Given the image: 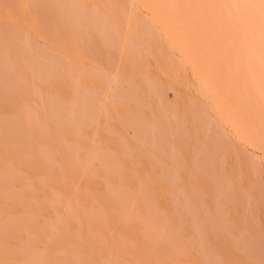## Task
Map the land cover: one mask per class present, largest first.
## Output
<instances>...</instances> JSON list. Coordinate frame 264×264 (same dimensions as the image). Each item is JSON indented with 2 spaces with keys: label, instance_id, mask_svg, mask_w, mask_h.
Wrapping results in <instances>:
<instances>
[{
  "label": "rangeland",
  "instance_id": "obj_1",
  "mask_svg": "<svg viewBox=\"0 0 264 264\" xmlns=\"http://www.w3.org/2000/svg\"><path fill=\"white\" fill-rule=\"evenodd\" d=\"M106 1L108 2V0ZM103 2L104 0H89L88 3L92 6H90L91 9L87 7L89 4L85 6V8L87 7L86 9L89 8V10L82 13L85 15L84 20L82 21L83 18H80V16L83 17L81 13H78L79 18L75 17L78 15L70 14V18H73H71L73 22L69 21L71 20L69 18V20L67 19V23L70 24L69 22H71L72 24L70 25L72 29H74L75 25L73 23L78 22H74L75 18L76 20L79 19L83 24L85 23V26L88 23L86 20L93 19L95 16L96 19L94 18L95 21L93 20V22L97 23L96 21H98L100 25V27H98L99 25L96 24L95 29H104L101 31L104 33L96 30L97 32L95 35V32H92L95 30L94 28L91 29V31L87 30V32H85L86 30L84 31V29L88 25H93L91 22L92 20H90L91 23L85 26V28L81 26L83 24L80 22L82 28L77 24L79 28H76V30H83L85 33L84 37L82 32V34H77L78 37L80 34L82 35L81 38L79 37L80 40H78L73 30L68 32V29L64 28L68 25L65 22L64 27L60 26L52 28V30L51 28L47 30V33L50 32V30L51 33L48 35L45 33L46 37L41 38V40L45 39L43 40L45 44L40 40L41 36H38V38L33 31L32 33L30 32V15L32 9H26L22 12L15 28L14 22L10 21L9 23V19L6 15V5L0 2V21H2L6 27L2 28L4 26L0 22V58H3L2 60L0 59V69L8 70L13 64L16 71L8 70L12 77L13 75H17L23 79V82H25L26 78H30L28 81L34 78V80H32L33 83L26 81L23 88L24 90L20 88V90L17 89L19 93L21 91V94L27 99H24L25 101H22V99L18 100L24 105L16 101V104L19 103V105H21L19 106L20 108L18 105H15L14 102L11 103L8 100L10 96L12 97L15 95L14 93H16V91L9 90L11 93H8L7 90L9 88L7 90L0 88V99H5V102L0 100V112H3V118H1L2 115L0 114V119L3 120L4 117H6L5 115L13 119L16 115V128L18 127L16 131H20L19 128L24 125L26 127H21V129L24 130L25 128L27 131L29 129L28 134H25L27 131L23 133V130H21L22 132H20V134L18 133L20 137L17 135L25 149L22 153L21 150L17 149L18 144H15L17 140L16 134H14L13 139V134H10L12 132H9L8 129L6 130L5 125L3 126L5 129L1 127L6 134L0 129V132H2L1 135L3 134L2 136L0 135V166H2L0 168L6 169L8 174L6 173L5 176H7V179L13 177L14 175L12 172H14V174L20 177L23 174L24 178H26V180L28 179L27 183L32 182L27 185L26 180L22 178L23 176L21 177L22 180H19V177L16 185L22 186V182L23 185H25L22 187H14V185V190H12L8 188L12 183L9 184V181H7L8 185L6 180H3L0 176V182L2 183L3 181L4 183L0 185V187L3 185L2 188H0V208L3 209L4 216H6V218L3 219L8 223L10 222L8 225L9 231H5L4 241L1 242L2 239L0 238V264H28V261H30L28 256L29 254L33 255L32 253H34V251L40 254H42V251L43 253L45 252L42 261L45 262L44 264L49 260L50 262L52 261V264H59L60 261L61 264H69L68 262L70 259L68 258L71 257L70 264H84L88 262L89 264H121V262L123 264H264L263 149L260 145L258 147L255 144L237 138L233 131V127L229 123L219 119L211 99L205 94L200 82L195 77L191 64L182 59V55L177 49L168 47L167 50L166 47L162 46L164 45L163 42H160L162 38L157 41L160 38H158V34H156L159 25L150 16L151 14L148 8L140 9L129 7L132 9L131 11L129 8H124L122 9L123 12L120 11L123 14L122 16L115 7L116 10L112 9L111 0L109 3L104 2L103 4ZM92 3H95V5ZM100 3L105 5V7H102L103 5ZM96 5L101 9L98 10ZM94 6H96L95 9ZM107 7L109 8L106 9ZM68 9L66 7L65 10L69 13ZM109 9L110 12L108 11ZM128 9L129 12L133 11L132 14L135 11V16L134 14L133 16L132 14L130 15ZM101 10L103 12H101ZM124 11H126L125 14L127 13L130 17L124 16ZM79 12L81 11L79 10ZM106 12L107 15L105 17ZM111 12L113 15L110 14ZM136 12L138 14H136ZM86 13L92 14H89L90 16L88 17ZM102 13L104 14L102 15ZM107 16L114 19H109ZM124 17L128 18L125 20ZM131 17H134L135 20H133L134 18L131 20ZM47 19L48 18L44 21L48 22L49 19ZM7 21L8 23H5ZM109 21H114L117 27H115V25L113 26ZM125 21L127 22L125 23ZM135 21H137L135 24L136 27L133 25ZM11 22L14 23L12 24L13 27ZM125 24H127V30L124 27ZM92 25L87 29L92 28ZM71 26H69L70 29ZM155 26L157 30L154 29ZM113 27L120 30L119 35L122 34L121 37H124V34H126L128 36L126 37L125 35L127 39L124 40L125 37L121 39L117 34L118 32H114L115 28ZM142 28L144 31H142ZM149 28H151V30L152 28L156 30V33L153 30L151 32ZM6 29L15 35L17 33L14 29H18L17 31L21 32L20 36H23L24 33L27 34V40L32 37L28 40L30 41V46L27 45V48L31 47L29 48L30 50L26 49L25 51H20L23 55L21 53L17 56L14 53L12 55L8 47L12 49L16 42H11L10 38L13 34H7L9 32ZM60 29L65 33L61 34ZM13 30L15 32H13ZM124 30L129 31L130 35H128V32L125 33ZM111 31L112 34H110ZM122 31L123 33H121ZM88 32H92L90 34L91 38H89L90 35ZM150 32L153 34L150 35ZM86 33L89 36L85 37V35H87ZM105 33L110 34L109 36L111 38L107 37ZM115 33L119 39L124 42L122 43L119 41V44H123V46L119 45L123 49L119 47V51L118 48L116 52L117 54L120 52V54H116V58L108 57L112 53L107 51L108 53L106 52V56L110 59L106 62L107 59H104L105 55H102V53L106 51L104 49L112 51L116 48L119 39L118 37H116L117 39L115 38ZM32 34H34V36ZM65 34L69 35L65 36ZM101 34L104 35L101 36L102 39L99 37ZM93 36L94 39H92ZM129 36L130 39H128ZM34 37L40 41L38 42ZM82 37L83 41H81ZM95 37L100 40H97ZM142 37H145V41L144 39L141 40ZM65 38L68 42H66L67 40ZM95 39L99 41L98 44L95 43ZM87 40L88 42L92 40L91 42L97 45V47L93 49V52L91 49L92 47H90V45H93L89 44L91 42L88 43ZM32 41L33 43H31ZM46 41H48V43ZM114 41H116L117 44ZM40 42L43 43L41 44ZM80 42L83 43L82 48H80ZM86 42L88 44H86ZM106 42H109V44ZM9 44H11V46ZM55 45L57 46L55 47ZM106 46H108V48ZM6 47L7 49H5ZM88 48L92 53H90ZM164 48L169 52V58L165 57L167 53H164L166 52ZM45 49L47 51H44ZM36 50H38V52ZM58 50H60V52ZM115 50L112 52L115 53ZM32 51H35V53ZM33 53L39 56L38 59L43 58L41 56L45 57L38 61V59L33 58H37ZM109 53L111 54L109 55ZM26 54L30 59L24 57ZM49 54L52 55V57ZM1 55L5 56L1 57ZM12 56H16L18 61L14 62ZM9 57L12 58L9 60ZM22 57H24V59ZM16 58L14 57L13 59L16 60ZM46 59H48V61H45ZM60 59L66 60L61 61ZM71 60L73 64L75 62V65L72 64ZM4 61H9L10 63ZM41 61H44L45 64H43L44 62L41 63ZM58 61L60 62L58 63ZM130 61L131 63H129ZM16 62H20V64L24 66L25 71H23L22 66L16 67V65H19V63ZM50 62H52L51 65L53 67L50 65ZM54 62L56 63L54 64ZM59 64H63V66ZM40 65L42 67L41 69ZM161 66L163 68L164 66L166 67V70L164 68L166 72H168L167 70H171V73H165ZM38 67L39 69H37ZM73 68L75 70H73ZM68 69H70V74H67ZM116 69H119L118 72L121 74H118ZM35 71L36 73L42 72L44 75L45 73L47 75L51 72L48 76L52 74V77H54L52 80L53 82L48 79L50 76H46L47 81H45L44 86L43 80H46V78L42 76V73L38 75V78ZM82 71H84L86 75H84ZM24 72H26V74ZM71 73L72 75L77 74L75 77L71 78ZM87 73H89V75H87ZM53 74L55 76H53ZM11 76L9 79L14 80ZM40 77H42V79ZM60 78H62V81ZM86 78L87 81H85ZM36 80H38L39 86L36 85ZM52 83L54 84L52 85ZM46 84L49 85L46 86ZM55 85L57 88L54 89ZM41 86H44L45 90ZM27 87L29 89L26 90ZM49 89L50 91H48ZM36 90L39 94L35 96V94L38 93ZM6 92L11 95H7ZM235 93L236 91L230 94L231 96L228 97V103L231 102L234 104V102L238 100V96ZM24 96L22 97L24 98ZM2 104L4 105L3 108H1L3 106ZM58 104H60V106L62 104V108ZM233 106L234 105L231 107ZM30 107L32 109H30ZM72 107L76 110H73ZM82 107H85V112H83V109L81 111ZM68 108L70 110L68 111L70 117L71 112L74 114L71 117L73 120H70L69 116V119L67 118L68 114L66 113ZM24 112H26L28 116L32 113V121L34 119V122H31L32 124H28L29 128H27L26 125L28 123V117L27 115L25 116ZM80 112H83L87 118ZM86 112L87 115L85 114ZM79 115H83L82 118H85L84 120L86 122L83 121V119H78ZM37 118H39L38 121ZM78 120L79 122L80 120L84 122V125L81 124V128ZM70 121L73 122L71 123ZM18 123L21 124L19 125ZM48 123L51 126L48 125ZM8 133L12 137L8 136ZM59 133H63L62 136L59 135L61 139H63L62 142L61 140L55 139L56 135ZM17 141L16 143H19V141ZM19 147L22 146L19 144ZM66 148H68V150H66ZM120 149L122 150L120 151ZM38 150L42 152L46 151V156L50 155L49 157H54V159L52 158L51 160L49 157L45 159L40 152H37ZM63 151L65 155L62 154ZM66 154H70L71 156H66ZM65 156L68 157V159H66ZM75 156L80 159H75ZM1 159L3 160L4 167ZM5 159L7 160L5 161ZM8 159L10 161H8ZM49 160L51 162H49ZM78 161L80 166L77 168L73 164ZM6 162H9V164H5ZM121 164L124 165L122 166ZM47 166L48 168H46ZM57 166L59 167L57 168ZM79 168V175L83 174V176L80 175L81 177L77 175L78 171L76 172ZM71 175L73 177H70ZM69 178L73 181L71 182L72 184L69 182L71 181ZM75 179H78V182ZM9 180L11 179L9 178ZM74 180L77 183L76 185ZM84 184L86 187H84ZM74 185L76 187H74ZM78 186H83L84 190H78ZM51 187L53 189H50ZM68 187L69 189H66ZM89 187L90 190L88 189ZM27 188L29 189V195L24 192V189ZM8 189H10V191ZM56 189L59 190V192ZM74 191L76 194H73ZM53 192L55 195H53ZM66 193L68 194L66 195ZM69 193L74 195V197L71 198L72 200L70 199L72 196L69 195ZM55 196H57V200ZM61 199L62 201L64 200V202H62ZM29 200L32 202H28ZM114 200L115 202L113 203ZM11 203L13 204L12 206ZM8 212L9 214L7 215ZM57 219L60 220V222L55 228L50 227V229L48 224L58 221ZM30 225L33 228H31ZM46 228L48 230H46ZM86 229H89L90 232ZM18 230L24 231L19 232ZM1 232L2 230H0V234ZM96 232H98V234ZM83 233L84 236L82 237ZM39 234H41L40 240ZM47 235H49V237ZM73 235L74 239L72 238ZM93 235H96L94 236L96 242L94 241ZM75 236L78 237L75 238ZM87 236H89V239ZM35 238L38 243L33 241ZM90 238L93 239V242L91 241L92 244H97L99 242L97 245L98 247L95 246L96 249H93L94 246L91 248ZM123 243L128 244L127 247L129 249L126 247L127 251H125L124 248L126 244L123 245ZM121 244L124 247L122 246L121 248ZM64 245L66 247H64ZM48 247L53 250H50ZM1 248L4 250L3 253L1 252ZM7 248L10 253L6 250ZM69 248L70 250L67 251ZM20 249L21 252L19 251ZM22 250L25 255L26 253L28 254L26 255L28 258L25 255H23V257H26H24L25 259L23 257H18L22 255H19V253H22ZM89 250H91V252ZM6 251L7 253H4ZM48 251H53L54 253L52 252L53 254H50L49 252L48 255ZM66 252H69V254L71 252V255L67 254L70 256L67 258L68 262L67 260L64 262V259L67 257H64ZM14 253L17 254L16 257H18L19 260L23 258V260H20V263L18 261L15 262V260L18 259L15 258ZM12 254L15 259H13ZM50 255H53L56 261H54ZM61 255L63 256L62 260L60 259ZM80 259L81 261H79ZM21 261H23V263ZM50 262H48V264Z\"/></svg>",
  "mask_w": 264,
  "mask_h": 264
},
{
  "label": "bare ground",
  "instance_id": "obj_2",
  "mask_svg": "<svg viewBox=\"0 0 264 264\" xmlns=\"http://www.w3.org/2000/svg\"><path fill=\"white\" fill-rule=\"evenodd\" d=\"M93 1V0H92ZM0 2H3V4H5L6 5V15H7V17H8V19H9V23H10V21H12V22H14L15 23V28H16V23H17V21L19 20V18H20V15L22 14V12L24 11V10H26V9H32V12H31V17H30V29H31V33H32V31L34 32V34H36L37 35V37L38 36H41L40 37V40H41V38H43V37H46V35H48V34H50L51 33V30H52V28H55V27H60V26H63L64 27V25H65V22H66V24H68L67 23V19L69 20V18H70V14L72 15V14H74V15H78V13L80 14L81 13V15L83 16V17H81L80 16V18H83L82 19V21L84 20V16L85 15H83L82 13L84 12V11H88L89 10V8L88 9H86L87 7H90V6H92V5H90V3H88L89 2V0H0ZM104 2H106V3H109L110 2V0H108V2L106 1V0H104ZM104 2H103V4H104ZM105 3V4H106ZM111 5H112V9L113 10H116L117 9V11H119V13H120V15H122L123 16V14H122V12H123V10L122 9H124V8H129V7H132V8H140V9H142V8H148L150 11V16L153 18V20H155L157 23H158V25H159V27H158V31H157V33L155 32L157 29H156V26H155V28L154 29H156V30H153V28H152V30L156 33V34H158L157 36H158V40L157 41H159L161 38H162V41L160 40V42H163V44L164 45H162V46H164V47H166V49L168 50V47L169 48H174V49H177L180 53H181V55H182V59L185 61H187V62H189V64H191V66H192V68H193V71H194V74H195V77L197 78V80L200 82V84H201V86H202V88L204 89V92H205V94H207L208 96H209V98L211 99V101H212V105H213V107H214V110H215V112H216V115L219 117V119L221 120V121H224V122H227V123H229L232 127H233V131L235 132V134H236V136H237V138H239L240 140H245V141H248V142H250V143H252V144H255V145H257L258 147H259V145L261 146V148L263 149V151H264V0H111ZM1 4V3H0ZM89 4V6H87L86 8H85V6L86 5H88ZM93 5H95V3H92ZM101 4V3H100ZM103 4H101V5H103ZM4 5V6H5ZM97 6V9L99 10V9H101L98 5H96ZM96 6H94V9H95V7ZM110 6V5H109ZM66 7H67V9H68V7H69V13H68V11H66L65 9H66ZM102 7H105V5H103ZM116 9H115V8ZM1 8H2V6H1ZM109 7H107L106 9H108ZM84 9H86V10H84ZM90 9H91V7H90ZM130 9V8H129ZM129 9H128V13L131 15L132 14V12H129ZM79 10L81 11V12H79ZM97 10V11H98ZM132 9H130V11H131ZM96 11V12H97ZM109 12H110V9L108 10ZM120 11H122V12H120ZM101 12H103L102 10H101ZM101 12H100V14H101ZM125 12L126 11H124V14H125ZM85 13V12H84ZM105 13V12H104ZM104 13H102V15L104 14ZM89 14H92V13H89ZM88 13H86V16L88 15V17L90 16ZM95 14V13H94ZM97 14H98V12H97ZM96 14V15H97ZM111 15H113L112 14V12L110 13ZM134 16H135V11H134ZM133 14H132V16H133ZM136 14H138L137 12H136ZM106 15H107V12H106V14H105V17H106ZM109 15V14H108ZM119 15V16H120ZM141 15V14H140ZM93 16V15H92ZM110 16V15H109ZM109 16H107L108 18H109ZM124 16H128V17H130L127 13L124 15ZM76 18L78 17L79 18V15L78 16H75ZM88 17H86V18H88ZM98 17H99V15H98ZM98 17H97V19H98ZM114 17V16H113ZM128 17H124V19L126 20V18H128ZM140 17V16H139ZM1 18V17H0ZM46 18H48L47 20H48V22H45L44 20L46 19ZM72 18V17H71ZM70 18V19H71ZM76 18H75V20H74V22H76V21H78V22H76V23H73L74 25H75V27H74V29H72V26L70 25V24H72L71 22H73L72 21V19L71 20H69V21H71V22H69L70 24H68L67 25V27L65 26L64 28H66V29H68V32L69 31H71V30H73V33L78 37V35L77 34H79V33H81L82 35H83V37H84V33L85 32H87V30H90L91 31V29H95V25L96 24H98V21H96L97 23H95V22H93V20H94V18H95V16H94V18L93 17H90V18H93V19H89V20H86L85 22L87 23L85 26H87L89 23H93V25H92V28H90V29H87V28H89V26L91 27V25H88L86 28H85V26H84V24L81 22V21H79V19H77L76 20ZM112 18V17H111ZM111 18H109V19H111ZM134 18V17H133ZM132 17H131V20L133 19ZM137 18V17H136ZM6 19V18H5ZM7 19V20H8ZM96 19V18H95ZM107 19V18H106ZM114 18H112V20H113ZM24 20V19H23ZM90 20H92L91 22H90ZM130 20V21H131ZM133 20H135V18L133 19ZM138 20H139V18H138ZM141 20V19H140ZM49 21H50V23H49ZM95 21V20H94ZM115 21V20H114ZM110 22L113 26L115 25V27H117L116 25L117 24H115V22ZM128 21V20H127ZM127 21H125V23L127 22ZM130 21H129V24H130ZM155 21H153V22H155ZM1 22V24H3L2 23V21H0ZM11 22V25L12 24H14V23H12ZM46 24H45V23ZM80 22L83 24V25H81L80 24ZM100 22V21H99ZM136 22L137 21H135V22H133V25H134V27H136L135 26V24H136ZM5 23H8V21L7 22H5ZM48 23V24H47ZM95 23V24H94ZM132 23V22H131ZM28 24V23H27ZM77 24H79V27H81V26H84V31L85 32H83V30H76V28L78 29L79 27H78V25ZM128 24V23H127ZM127 24H125V28H126V25ZM156 24V23H155ZM29 25V24H28ZM48 25V26H47ZM81 25V26H80ZM99 25V24H98ZM97 25V26H98ZM112 25H111V27H112ZM132 25V26H133ZM3 26L4 27H2V28H6L5 27V25L3 24ZM9 26V25H8ZM69 26H71V29L69 28ZM96 26V27H97ZM12 27H13V25H12ZM63 27H61V28H63ZM98 27H100V25L98 26ZM115 27H113V28H115ZM22 28V27H21ZM20 28V29H21ZM24 28V27H23ZM51 28V30H50V32H48L47 33V30H49ZM82 28V27H81ZM103 28H105V27H103ZM145 28V27H144ZM147 28V27H146ZM1 29V28H0ZM9 29V28H8ZM70 29V30H69ZM101 29V28H100ZM100 29H95V30H93L92 32H95L94 34L96 35V32L97 31H103L104 29H102V30H100ZM118 29V28H117ZM116 28H115V31L114 32H118L117 34L119 35V33H120V30H117ZM150 30H151V28H149ZM7 30V29H6ZM5 30V31H6ZM15 31H16V35L14 34V33H12V32H10L9 30H7L9 33H7V34H9V35H11V34H13V39H12V37L10 38L11 39V42H14L15 44L13 45V47H12V49H11V47H8V49L9 50H11L10 51V53H12V55H13V53L17 56L18 54H20L21 52L20 51H25L26 49H29V48H31V47H29V48H27V45H29L30 44V41H28V40H30L31 38H29L28 40H27V34H25L24 33V35L23 36H20V31H17L18 29H14ZM13 30V32H15ZM61 30V34L63 33H65V32H62L63 30L62 29H60ZM65 30V29H64ZM97 30V31H96ZM110 30H112V29H110ZM109 30V31H110ZM117 30V31H116ZM126 30H127V28H126ZM139 30V29H138ZM152 30H151V32H152ZM4 31V30H3ZM23 31V30H22ZM66 31V30H65ZM137 31V30H136ZM140 31V30H139ZM142 31H144L143 30V28H142ZM146 31V30H145ZM24 32V31H23ZM92 32H88L89 33V35L92 33ZM108 32V31H107ZM124 32L125 33H127L128 32V35H130V33H129V31H125L124 30ZM138 32V31H137ZM151 32L149 33L150 35H152L151 34ZM1 33V32H0ZM27 33V32H26ZM45 33H47L46 35H45ZM101 33H104V32H101ZM121 33H123V31L121 32ZM139 33H141V32H139ZM145 33H147V32H145ZM29 34V33H28ZM34 34H32L33 36H34ZM79 35V37L81 38V36L82 35ZM87 34V33H86ZM99 34V33H98ZM105 34H107V37H110L109 35L110 34H112V31H111V33L110 34H108V33H105ZM117 34L115 33V38L116 37H118L117 36ZM135 34H136V32H135ZM2 35V34H1ZM9 35H8V37H9ZM36 35H35V37H36ZM69 34H65V36H68ZM88 34L87 35H85V37L86 36H89ZM122 35V34H121ZM121 35H119L120 37H121ZM125 35L126 34H124V37H125ZM144 35H146V34H144ZM143 35V36H144ZM148 35V34H147ZM149 35V36H150ZM16 36V37H15ZM64 36V35H63ZM101 36H104L103 34H101L99 37H101ZM112 36V35H111ZM132 36V35H131ZM156 36V35H155ZM156 36V37H157ZM6 37V36H5ZM30 37V36H29ZM34 37V38H35ZM77 37H76V39H77ZM79 37H78V40H80L79 39ZM83 37H82V40L81 41H83ZM98 37V36H97ZM124 37H121V39L122 38H124ZM126 37H128L127 35H126ZM125 37V39L124 40H126L127 38ZM136 37L138 38V36H137V34H136ZM146 37V36H145ZM145 37H142V39L141 40H143ZM1 38V37H0ZM7 38V37H6ZM39 38V37H38ZM67 38V37H66ZM65 38V39H66ZM89 38H91V35H90V37ZM96 38V37H95ZM111 38V37H110ZM112 38H114V37H112ZM135 38V37H134ZM136 38V39H137ZM151 38V37H150ZM154 38V37H153ZM36 39V38H35ZM87 39H88V37H87ZM92 39H94V36L92 37ZM97 40H100L99 38H96ZM96 39L94 40L95 41V43L96 44H98V42L99 41H96ZM101 39H102V37H101ZM105 39H106V41H107V38L105 37ZM109 39V38H108ZM117 39V38H116ZM118 39H119V37H118ZM128 39H130V36H129V38ZM135 39V40H136ZM140 39V38H139ZM155 39V38H154ZM3 40V39H2ZM38 42L40 41L39 39H36ZM43 40H45V39H42L41 41H43ZM67 40V39H66ZM89 40V39H88ZM88 40H87V42H88ZM111 40V39H110ZM110 40H108V41H110ZM112 40H114V39H112ZM37 41H36V43H37ZM49 41V40H48ZM48 41H46L47 43H48ZM55 41V40H54ZM85 41V40H84ZM92 41V40H91ZM91 41H89V42H91ZM119 41H121L122 43H124L122 40H118L117 42H118V44H117V42L116 41H114L116 44H117V46H116V48H114L112 51L114 52V50H115V53H113L112 51H110L109 49L107 50V49H104V47H103V49L104 50H106L105 52L103 51V53H102V55H105L106 56V54L108 53V52H111L112 54H114V55H112L111 53H109V55L110 56H108V57H110V58H112V57H114V58H116V56L117 55H119L120 54V52H119V54H117V52L116 51H118V48L120 47V46H123V44H119L120 42ZM144 41H145V39H144ZM4 42V41H3ZM2 42V43H3ZM44 42V41H43ZM43 42H40L41 44L43 43ZM66 42H68V40L66 41ZM79 42V41H78ZM86 42V44H88ZM31 43H33V41L31 42ZM34 43H35V41H34ZM49 43H50V41H49ZM54 43V42H53ZM94 43V44H95ZM107 44H109V42H106ZM5 44H6V42H5ZM41 44H39V45H41ZM43 44H45V42L43 43ZM55 44H57V43H55ZM80 44H81V47L80 48H82V46H83V43H81L80 42ZM85 44V43H84ZM85 44V45H86ZM89 44H92L93 46H91L90 45V47H92L91 49H92V52H93V49L95 48V47H97V45H94L92 42L91 43H89ZM114 44V43H113ZM162 44V43H161ZM160 44V45H161ZM10 46H11V44H9ZM50 45V44H49ZM120 45V46H119ZM124 45H126V44H124ZM30 46V45H29ZM57 45H55V47H56ZM42 47H44V46H42ZM89 47V46H88ZM107 48H108V46H106ZM110 47H111V45H110ZM109 47V48H110ZM33 48V47H32ZM35 48H36V45H35ZM58 48V47H57ZM112 48V47H111ZM110 48V49H111ZM120 48H122V47H120ZM120 48H119V51H120ZM5 49H7V47L5 48ZM37 49V48H36ZM41 49V48H40ZM58 49H60V48H58ZM89 49V48H88ZM123 49V48H122ZM165 49V48H164ZM165 49V51L166 52H164L165 54L167 53V55H165V57H167V58H169V52H167V50ZM8 50V51H9ZM30 50V49H29ZM52 50V49H51ZM54 50H56V49H54ZM87 50V49H86ZM2 51V50H1ZM37 52H38V50H36ZM44 51H47L46 49L44 50ZM49 51V50H48ZM59 52H60V50H58ZM89 51H90V53H92L91 52V50L89 49ZM108 51V52H107ZM5 52V51H4ZM3 52V53H4ZM32 52H34L35 53V51H32ZM54 52H56V51H54ZM107 52V53H106ZM7 53V52H6ZM26 53V52H25ZM33 53V54H34ZM52 53V52H51ZM62 53V52H61ZM71 53V52H70ZM122 53V52H121ZM22 55H23V53H21ZM30 54V53H29ZM28 54V55H29ZM41 54V53H40ZM58 54H60V53H58ZM63 54V53H62ZM62 54H60V55H62ZM72 54V53H71ZM117 54V55H116ZM32 55V54H31ZM35 55V54H34ZM50 55V54H49ZM57 55V54H56ZM67 55V54H66ZM66 55H64V56H66ZM116 55V56H115ZM122 55H123V53H122ZM135 55V54H134ZM5 56V55H4ZM4 56H2L1 55V57H4ZM7 56V55H6ZM16 56H14L15 58H16ZM30 56V55H29ZM35 56H37V55H35ZM51 57H52V55H50ZM73 56V55H72ZM72 56H70V57H72ZM104 56V59H107V61L106 62H108V60L110 59V58H108L107 56L105 57ZM13 57V56H12ZM12 57H9V60H10V58H12ZM13 57V58H14ZM24 57H27V54H26V56H24ZM24 57H22L23 59H24ZM38 57L39 56H37V58L36 57H33L34 59H38ZM41 57H43V58H39L38 59V61L41 59H44V57L45 56H41ZM49 57V56H48ZM51 57H50V59H51ZM12 58V60H14V62L15 61H18L17 59L18 58H16V60L15 59H13ZM21 58V59H22ZM27 58H29V57H27ZM31 58H32V56H31ZM32 58V59H33ZM54 58V57H53ZM56 58H58V57H56ZM61 58H62V56H61ZM1 59V58H0ZM3 59V58H2ZM1 59V60H2ZM6 59V58H5ZM30 59V58H29ZM69 59V58H68ZM119 59V58H118ZM129 59V58H128ZM135 59V58H134ZM27 60V59H26ZM52 60V59H51ZM61 60V59H60ZM63 60V59H62ZM61 60V61H62ZM66 59H64L63 61H65ZM77 60V59H76ZM131 60V59H130ZM7 61V60H6ZM6 61H4V62H6ZM24 61V60H23ZM35 61V60H34ZM38 61H37V63H38ZM45 61H48V59H46ZM55 61V60H54ZM115 61V60H114ZM183 61V62H184ZM185 61V62H186ZM9 62V61H8ZM8 62H6V63H8ZM42 62H44V61H41V63ZM60 61H58V63H59ZM71 62H72V60H71ZM110 62V61H109ZM113 62V61H112ZM118 62H119V60H118ZM117 62V63H118ZM133 62H134V60H133ZM10 63V62H9ZM16 63H19V65H16V67L18 66H22V69H23V71H25V69H24V66L22 65V64H20V62H16ZM15 63V64H16ZM24 63V62H23ZM26 63V62H25ZM29 63H31V62H29ZM33 63V62H32ZM35 64H36V61L34 62ZM51 63L52 62H50V65H51ZM56 62H54V64H55ZM129 63H131V61L129 62ZM165 63V62H164ZM1 64H3V63H1ZM5 64V63H4ZM12 64V63H11ZM43 64H45V62L43 63ZM46 64H48V63H46ZM65 64V63H64ZM71 64V63H70ZM72 64H73V62H72ZM77 64H79V63H77ZM113 64V63H112ZM166 64V63H165ZM168 64V63H167ZM6 65V64H5ZM27 65H29V64H27ZM27 65H25V66H27ZM34 65V64H33ZM60 65V64H59ZM73 65H75V62H74V64ZM82 65V64H81ZM80 65V66H81ZM85 65V64H84ZM131 65V64H130ZM129 65V66H130ZM136 65V64H135ZM162 65V64H161ZM1 66V65H0ZM35 66V65H34ZM38 66V65H37ZM45 66V65H44ZM52 66V65H51ZM51 66H49V67H51ZM60 66H63V64L62 65H60ZM72 66V65H71ZM79 66V65H78ZM83 66V65H82ZM168 66H169V64H168ZM3 67V66H2ZM7 67V66H6ZM9 67V66H8ZM36 67V66H35ZM49 67H48V69H49ZM53 67V66H52ZM74 67H76V66H74ZM132 67H133V65H132ZM162 67V66H161ZM28 68V67H27ZM42 67H41V65H40V69H41ZM45 68V67H44ZM43 68V69H44ZM66 68V67H65ZM84 68V67H83ZM120 68V67H119ZM127 68V67H126ZM134 68V67H133ZM163 68V67H162ZM164 68H165V70H166V67L164 66ZM164 68H163V71L165 72V73H168V74H170L171 73V70L169 71V70H167L168 72H166L165 70H164ZM167 68H169V67H167ZM33 69H36V68H33ZM37 69H39V67L37 68ZM42 69V70H43ZM60 69H62V68H60ZM71 69V68H70ZM70 69H68V73L67 74H70ZM77 69V68H76ZM85 69V68H84ZM121 69V68H120ZM128 69V68H127ZM8 70H10V71H12V70H15L14 69V66H13V64L10 66V68L8 69ZM8 70H4V69H0V88L1 89H8L7 91H8V93L10 92V91H16V93H14L15 95H13L12 97L7 93V95H9L10 97L8 98V100L12 103V102H14V104L15 105H18V107L19 106H21L22 104H21V101L19 102L18 100H20V99H22V101H25L24 99H26V97L23 95V94H21L22 92L20 91V93H19V90L20 89H22V90H24L23 88H24V84L26 83V81H28L29 79H25V82H23V79L21 78V77H19V76H14L13 75V77L9 74V72H8ZM20 70V69H19ZM46 70V69H45ZM73 70H75L74 68H73ZM117 70V69H116ZM16 71V70H15ZM40 71V70H39ZM51 71V70H50ZM55 71V70H54ZM58 71H59V67H58ZM64 71H65V69H64ZM119 71V69L117 70V72ZM129 71V70H128ZM26 72H27V69H26ZM26 72H24L25 74H26ZM33 72V71H32ZM44 72V71H43ZM46 72H47V70H46ZM49 72V71H48ZM72 72H74V71H72ZM80 72V71H79ZM82 72H84V71H82ZM114 72H115V70H114ZM116 72V73H117ZM125 72V71H124ZM15 73V72H14ZM14 73H11V74H14ZM17 73V72H16ZM20 73V72H19ZM19 73H18V75H19ZM34 73V72H33ZM35 73H36V71H35ZM40 73H42V72H40ZM40 73H36V75H37V77H38V75H40ZM49 73H51V72H49ZM48 73V74H49ZM48 74L46 75V73H45V75L42 73V76H44V78H46V76H48ZM58 74V73H57ZM64 74V73H63ZM77 74V73H76ZM76 74H73L72 75V73H71V78L72 77H75V75ZM79 74H81V73H79ZM114 74V73H113ZM118 74H121V73H119L118 72ZM126 74V73H125ZM65 75H66V72H65ZM65 75H63V76H65ZM82 75H83V73H82ZM81 75V76H82ZM84 75H86L85 74V72H84ZM87 75H89V73H87ZM10 76L12 77V78H14V80H12V79H9L10 78ZM24 76V75H23ZM50 76V77H49ZM48 77V79H50L51 80V82H53L52 80L54 79V77H52V74L51 75H49ZM53 76H55L54 74H53ZM60 76V75H59ZM68 76H70V75H68ZM80 76V77H81ZM115 76V75H114ZM127 76V75H126ZM125 76V77H126ZM26 77H28V76H26ZM36 77V76H35ZM52 77V78H51ZM57 77V76H56ZM77 77V76H76ZM79 77V76H78ZM85 77H87V76H85ZM24 78V77H23ZM39 78V77H38ZM41 79H42V77H40ZM139 78V77H138ZM137 78V79H138ZM62 78H60V80H61ZM64 79V78H63ZM77 79H79V78H77ZM82 79V78H81ZM32 80H34V78L32 79ZM28 81V82H32L33 83V81ZM59 80V79H58ZM74 80H75V78H74ZM140 80V79H139ZM37 82V86H39V84H38V80H36ZM45 81H47V78H46V80H43V82H44V86H45ZM55 81V80H54ZM57 81V80H56ZM62 81V80H61ZM76 81V80H75ZM85 81H87V78H86V80ZM58 82V81H57ZM83 82V81H82ZM48 83H49V81H48ZM84 83V82H83ZM35 84V83H34ZM54 83H52V85H53ZM56 84V83H55ZM28 85V84H27ZM32 85V84H31ZM47 85H49V84H46V86ZM57 85V84H56ZM56 85H55V87H54V89L55 88H57L56 87ZM26 86V85H25ZM36 86V87H37ZM42 87V88H44V90H45V87ZM32 87V86H31ZM30 87V88H31ZM36 87H34V88H36ZM52 87V88H53ZM20 88V89H19ZM38 88V87H37ZM36 88V89H37ZM17 89H19V90H17ZM27 89H29L28 87L26 88V90ZM10 90V91H9ZM32 90V89H31ZM38 90V89H37ZM36 90V91H37ZM43 90V89H42ZM2 91V90H1ZM48 91H50V89L48 90ZM234 91H236V95L238 96H236L237 98H238V100H237V98H236V102H234V104H232L231 102L230 103H228V97H230L231 95L230 94H232ZM3 92H4V90H3ZM38 92V91H37ZM41 92V91H40ZM56 92V91H55ZM11 93V92H10ZM13 93V92H12ZM28 93V92H27ZM34 94H35V91H34ZM39 94V92L37 93V94H35V96L36 95H38ZM2 95V94H1ZM22 96H24V98L22 97ZM30 96V95H29ZM35 96H33V97H35ZM55 96H57V95H55ZM59 96H60V94H59ZM32 97V96H31ZM39 97V96H38ZM1 98V97H0ZM35 99V98H34ZM60 99V98H59ZM63 99V98H62ZM66 99V98H65ZM0 100H2V99H0ZM5 100V99H4ZM4 100H2L3 102H5ZM27 100V99H26ZM42 100V99H41ZM56 100H57V98H56ZM55 100V101H56ZM8 101V102H9ZM16 101H18L21 105H19V103H17L16 104ZM52 101V100H51ZM60 101V100H59ZM67 101V100H66ZM2 102V103H3ZM9 102V103H10ZM54 102V101H53ZM10 103V104H11ZM28 103V102H27ZM26 103V104H27ZM50 103V102H49ZM48 103V104H49ZM70 103V102H69ZM77 103V102H76ZM85 103V102H84ZM83 103V104H84ZM228 103V104H227ZM8 104V103H7ZM13 104V105H14ZM25 104V105H26ZM30 104V103H29ZM83 104H82V106H83ZM234 105L233 107H231L232 105ZM3 105V104H2ZM1 105V106H2ZM24 105V104H23ZM53 105H54V103H53ZM57 105V104H56ZM59 106H60V104H58ZM58 106V107H59ZM61 106H62V104H61ZM60 106V107H61ZM73 106V105H72ZM76 106H77V104H76ZM86 106V105H85ZM4 107V105L1 107V108H3ZM27 107V106H26ZM48 107H50V106H48ZM51 107H52V105H51ZM69 108H71L70 106H68ZM231 107V108H230ZM20 108V107H19ZM18 108V109H19ZM24 108H25V106H24ZM54 108H56V107H54ZM62 108V107H61ZM65 108H67V107H65ZM69 108L67 109V113L66 114H68V111H70L69 110ZM77 108V107H76ZM84 108L85 107H82L81 108V111H82V109L84 110ZM22 109V108H21ZM30 109H32L31 107H30ZM57 109H59V108H57ZM72 109H73V107H72ZM72 109H71V111H72ZM2 110V109H1ZM14 110H17V109H14ZM25 110V109H24ZM50 110V109H49ZM73 110H76V109H73ZM80 110V109H79ZM87 110V109H86ZM58 111V110H57ZM5 112V111H4ZM11 112V111H10ZM27 112V111H26ZM26 112H24V114H25V116L27 115L26 114ZM31 112H33V111H31ZM49 112V111H48ZM83 112H85V110L83 111ZM81 113V114H83L84 115V113ZM8 113V112H7ZM6 113V114H7ZM50 113H51V111H50ZM73 113H74V111H73ZM77 113V112H76ZM0 114L2 115V117L1 118H3V112L1 111L0 112ZM14 114V113H13ZM17 114V113H16ZM20 114V113H19ZM86 115H87V112L85 113ZM0 115V116H1ZM31 115H32V113H31ZM31 115L29 114V116L27 115V117H28V119H27V128H29V126H28V124H32L31 122H34V119H33V121H32V117H31ZM72 115H74V114H72V112H71V117H72ZM77 115H78V113H77ZM83 115L82 116H78L79 118L78 119H83L82 117H83ZM6 117H4V119L2 120V119H0V129L1 130H3V129H5L6 128V130L8 129V131L9 132H12V133H10V134H13V137L12 136H10L9 135V133H8V136H10V137H12L13 139H14V134H16L15 136H17L18 135V133L20 134V132H22L21 130H23V129H21V127H24V126H21L19 129H20V131H16V129L18 128H16V126H17V121H16V115H15V117H13V119H11V118H8L7 117V115H5ZM17 116H19V115H17ZM50 116H52V115H50ZM70 117V114H68L67 115V118L69 119V117ZM85 116V115H84ZM26 117V118H27ZM65 117V116H64ZM71 117H70V120H73V119H71ZM20 118V117H19ZM85 118H87V116H85ZM84 118V119H85ZM38 119L39 118H37V121H38ZM66 119V118H65ZM83 119V121H85ZM19 121V120H18ZM26 121V120H25ZM36 121V120H35ZM36 121V122H37ZM51 121V120H50ZM35 122V123H36ZM71 122V121H70ZM73 122V121H72ZM71 122V123H72ZM78 122H79V120H78ZM86 122V121H85ZM25 123V122H24ZM50 123V122H49ZM48 123V125H50ZM60 123V122H59ZM67 123V122H66ZM80 128H81V124H83L84 122H82V120H80ZM19 124V123H18ZM21 124V123H20ZM19 124V125H20ZM5 125V128L3 127ZM76 125V124H75ZM79 125V124H78ZM84 125V124H83ZM33 126V125H32ZM35 126V125H34ZM51 126V125H50ZM59 126H60V124H59ZM59 126H57V127H59ZM64 126V125H63ZM3 129H2V128ZM26 127V126H25ZM39 127V126H38ZM62 128V127H61ZM65 128H67V127H65ZM54 130V129H53ZM60 130V129H59ZM71 130V129H70ZM4 131V130H3ZM7 131V132H8ZM27 131V129H25L24 128V130H23V133L24 132H26ZM57 131V130H56ZM61 131V130H60ZM62 131H63V129H62ZM28 132H29V129H28V131H27V133H25V134H28ZM59 132V131H58ZM1 133L2 132H0V135H1ZM4 133H5V131H4ZM22 133V134H23ZM48 133V132H47ZM64 133V132H63ZM62 133V134H63ZM6 134V133H5ZM62 134L61 133H59V134H54V135H56V137H55V139H57V140H61V142H62V140L63 139H61V137L59 136V135H61L62 136ZM3 135V134H2ZM1 135V136H2ZM65 135V134H64ZM19 137H20V135H18ZM16 137L17 138V140L19 141V137ZM28 138V137H27ZM51 138V137H50ZM63 138V137H62ZM47 139H48V137H47ZM16 140V141H17ZM16 141H15V144H18V147H19V144L22 146V147H17V149L18 150H21L22 151V153H23V151L25 150L24 148H23V145L21 144V141H19V143H16ZM17 141V142H18ZM13 142V141H12ZM53 142V141H52ZM68 142V141H67ZM55 143V142H54ZM4 144V143H3ZM45 144H47V143H45ZM52 144V143H51ZM68 144V143H67ZM6 145V144H5ZM8 146V145H7ZM25 146V145H24ZM36 146V145H35ZM56 146V145H55ZM58 146V145H57ZM27 147V146H26ZM44 148V147H43ZM56 148V147H55ZM16 149V148H15ZM49 149V148H48ZM64 149V148H63ZM1 150V149H0ZM9 150H12V149H9ZM40 150V149H39ZM37 151V152H40V154H42V156L45 158V159H48V157L50 156V155H48V156H46L47 154H45V152H42V151ZM50 150V149H49ZM66 150H68V148H66ZM122 149H120V151H121ZM27 151V150H26ZM35 151H36V149H35ZM44 151V150H43ZM15 152V151H14ZM17 152V151H16ZM68 152V151H67ZM73 152H74V150H73ZM3 153V152H2ZM1 153V154H2ZM6 153H8V152H6ZM9 153H11V152H9ZM20 153V152H19ZM52 153V152H51ZM61 153V152H60ZM66 153V152H65ZM33 154V153H32ZM44 154V155H43ZM62 154H64V151H63V153ZM8 155V154H7ZM13 155V154H12ZM28 155V154H27ZM61 155V154H60ZM65 155V154H64ZM67 155H70V154H66V156ZM83 155H85V154H83ZM3 156H4V154H3ZM9 156H11V155H9ZM8 156V157H9ZM55 156H56V154H55ZM65 156V157H66ZM71 156V155H70ZM15 157H17V156H15ZM59 157H61V156H59ZM84 157H86V156H84ZM0 158H1V156H0ZM14 158V157H13ZM21 158H23V157H21ZM39 158V157H38ZM42 158V157H41ZM49 158H51V157H49ZM53 159H54V157H52ZM52 158H51V160H52ZM82 158V157H81ZM88 158V157H87ZM19 159V158H18ZM30 159V158H29ZM66 159H68V157H66ZM75 159H77V160H79L78 159V157L77 156H75ZM83 159V158H82ZM85 159V158H84ZM7 159H5V161H6ZM25 160H27V159H25ZM40 160V159H39ZM73 160V159H72ZM3 160L1 159V162H2ZM8 161H10L9 159H8ZM48 161V160H47ZM69 161H70V158H69ZM26 162V161H25ZM35 162V161H34ZM42 162V161H41ZM46 162V161H45ZM49 162H51L50 160H49ZM64 162V161H63ZM71 162V161H70ZM83 162H84V160H83ZM9 164V162H6L5 164ZM19 163V162H18ZM26 163H29V162H26ZM56 163V162H55ZM54 163V164H55ZM62 163V162H61ZM79 163V161L77 162V163H75V164H73L74 166H76L77 168H78V166H80V164H78ZM2 164H3V162H2ZM36 164V163H35ZM42 164V163H41ZM70 164V163H69ZM84 164V163H83ZM12 165H14V164H12ZM18 165V164H17ZM29 165V164H28ZM62 165V164H61ZM67 165V164H66ZM122 166L124 165V164H121ZM35 166V165H34ZM43 166V165H42ZM0 167H2V166H0ZM3 167H4V164H3ZM5 167H6V165H5ZM7 167H8V165H7ZM18 167H19V165H18ZM59 166H57V168H58ZM81 167H82V165H81ZM86 167V166H85ZM120 167V166H119ZM124 167H126V166H124ZM123 167V168H124ZM16 168V167H15ZM45 168V167H44ZM46 168H48V166L46 167ZM127 168V167H126ZM18 169H20V168H18ZM36 169H39V168H36ZM54 169H56V168H54ZM84 169V168H83ZM122 169V168H121ZM30 170H31V168H30ZM48 170V169H47ZM46 170V171H47ZM80 168L78 169V170H76V172L78 171V173H77V175H79V173H80ZM57 171V170H56ZM68 171V170H67ZM75 171V170H74ZM73 171V172H74ZM25 172V171H24ZM27 172V171H26ZM69 172V171H68ZM72 172V173H73ZM7 172H6V169L5 168H0V176L2 177V179L4 180H6V183H7V181H9V184L10 183H12L11 184V186L9 187L8 186V188H10V189H12V190H14L13 189V186L14 187H16L17 185H16V183H18V178L20 177V176H18V175H16V174H14V172H12L13 173V177H9V175H8V177L11 179V180H9V178L7 179V176H5V174H6ZM44 173V172H43ZM42 173V174H43ZM52 173V172H51ZM65 173V172H64ZM71 173V172H70ZM82 173H83V171H82ZM8 174V173H7ZM55 174V173H54ZM16 175V176H15ZM53 175V174H52ZM80 175H82L83 176V174H80ZM79 175V176H80ZM22 176H23V174H22ZM21 176V177H22ZM39 176V175H38ZM127 176V175H126ZM20 177V179L19 180H22V178H24V176L21 178ZM27 177V176H26ZM37 177V176H36ZM57 177H59V176H57ZM63 177V176H62ZM70 177H73L72 175L70 176ZM81 177V176H80ZM48 178H49V176H48ZM128 178V177H127ZM25 180H26V178H24ZM31 179V178H30ZM34 179V178H33ZM42 179V178H41ZM60 179V178H59ZM65 179V178H64ZM70 179V178H69ZM80 179V178H79ZM28 180V179H27ZM27 180H26V183H27ZM71 180V179H70ZM77 182H78V179H75ZM74 180V181H75ZM67 181V180H66ZM76 181H75V185L77 184L76 183ZM80 181V180H79ZM22 182V181H21ZM30 182V181H29ZM50 182V181H49ZM70 183L71 182H73L72 180L71 181H69ZM2 183H3V181H2ZM1 182H0V185L2 184ZM30 183H32V182H30ZM30 183H27V185L28 184H30ZM70 183H69V185H70ZM4 184V183H3ZM8 184V183H7ZM8 184V185H9ZM22 184V186H24L23 185V182L21 183ZM53 184V183H52ZM55 184V183H54ZM67 184H68V182H67ZM72 184V183H71ZM127 184V183H126ZM35 185V184H34ZM33 185V186H34ZM68 185V186H69ZM74 185V187H76ZM3 186V185H2ZM2 186L0 187V188H2ZM19 186H21V185H19ZM19 186H17V187H19ZM21 186V187H22ZM31 186V185H30ZM30 186H28V187H30ZM41 186V185H40ZM27 187V186H26ZM32 187V186H31ZM35 187V186H34ZM33 187V188H34ZM73 187V188H74ZM78 187H80V186H78ZM77 187V189L79 190V189H83L84 187H86L85 186V184H84V187L83 186H81L80 188H78ZM88 187V186H87ZM47 188V187H46ZM106 188V187H105ZM10 189H8L9 191H10ZM19 189V188H18ZM32 189V188H31ZM50 189H53L52 187L50 188ZM66 189H69V187L68 188H66ZM75 189V188H74ZM89 190H90V187L88 188ZM12 190H11V192H12ZM16 190V189H15ZM57 190V189H56ZM84 190V189H83ZM88 190V191H89ZM31 191V190H30ZM55 191V190H54ZM58 192H59V190H57ZM65 191V190H64ZM68 191V190H67ZM66 191V192H67ZM77 191V190H76ZM82 191V190H81ZM14 192V191H13ZM24 192L26 193V194H28V192H29V189L27 188V189H24ZM23 192V193H24ZM31 192H33V191H31ZM36 192V191H35ZM52 192V191H51ZM112 192V191H111ZM16 193V192H15ZM42 193H45V192H42ZM49 193V192H48ZM71 193H72V189H71ZM71 193H69V195H71L72 197H70V199L71 198H73L74 197V195H72ZM78 193V192H77ZM86 193V192H85ZM84 193V194H85ZM158 193V192H157ZM12 194V193H11ZM68 193H66V195H67ZM73 194H76L75 193V191L73 192ZM82 194V193H81ZM2 195V194H1ZM29 195V194H28ZM27 195V196H28ZM51 195H52V193H51ZM53 195H55L54 194V192H53ZM59 195V194H58ZM111 195V194H110ZM159 195V194H158ZM10 196V195H9ZM39 196V195H38ZM91 196H92V194H91ZM30 197H31V195H30ZM37 197V196H36ZM56 197L57 196H55V199H56ZM84 197H86V196H84ZM112 197V196H111ZM18 198V197H17ZM76 198H77V196H76ZM82 198V197H81ZM93 198V197H92ZM97 198V197H96ZM96 198H94V199H96ZM33 199V198H32ZM44 199V198H43ZM69 199V198H68ZM69 199V200H70ZM159 199V198H158ZM25 200V199H24ZM50 200V199H49ZM57 200V199H56ZM72 200V199H71ZM79 200H80V198H79ZM82 200H83V198H82ZM81 200V201H82ZM3 201V200H2ZM61 201H62V199H61ZM76 201H78V200H76ZM89 201V200H88ZM124 201V200H123ZM19 202V201H18ZM28 202H30V200L28 201ZM32 202V201H31ZM30 202V203H31ZM49 202V201H48ZM57 202V201H56ZM62 202H64V200L62 201ZM72 202V201H71ZM80 202V201H79ZM93 202V201H92ZM115 202V200L113 201V203ZM7 203V202H6ZM33 203H34V201H33ZM66 203V202H65ZM82 203V202H81ZM104 203V202H103ZM28 204V203H27ZM52 204V203H51ZM58 204V203H57ZM13 204L11 203V206H12ZM19 205V204H18ZM26 205V204H25ZM33 205V204H32ZM37 205H38V203H37ZM73 205V204H72ZM81 205V204H80ZM99 205V204H98ZM97 205V206H98ZM113 205H115V204H113ZM8 206V205H7ZM49 206V205H48ZM59 206V205H58ZM62 206H63V204H62ZM70 206V205H69ZM2 207V206H1ZM5 207V206H4ZM27 207V206H26ZM34 207H35V205H34ZM41 207V206H40ZM67 207H68V205H67ZM78 207V206H77ZM82 207V206H81ZM11 208V207H10ZM100 208V207H99ZM107 208V207H106ZM22 209V208H21ZM31 209V208H30ZM54 209V208H53ZM64 209V208H63ZM114 209V208H113ZM52 210V209H51ZM50 210V211H51ZM66 210V209H65ZM68 210V209H67ZM50 211H46V212H50ZM57 211V210H56ZM62 211V210H61ZM71 211V210H70ZM74 211V210H73ZM102 211V210H101ZM7 212V211H6ZM40 212H41V210H40ZM52 212V211H51ZM59 212V211H58ZM24 213V212H23ZM121 213V212H120ZM9 214V212L7 213V215ZM27 214H28V212H27ZM41 214V213H40ZM90 214V213H89ZM94 214V213H93ZM6 215V214H5ZM10 215H11V213H10ZM42 215V214H41ZM75 215V214H74ZM16 216V215H15ZM66 216V215H65ZM67 216H69V215H67ZM93 216V215H92ZM125 216H126V214H125ZM131 216V215H130ZM31 217V216H30ZM43 217V216H42ZM3 218H6V216H4V212H3V209L2 208H0V230H2V232H1V234H0V238L2 239L1 240V242L2 241H4V238H5V231L7 230V231H9L8 230V225H9V223L8 222H6L5 221V219H3ZM25 218H26V216H25ZM67 218H69V217H67ZM131 218V217H130ZM133 218V217H132ZM14 219V218H13ZM16 219V218H15ZM19 219V218H18ZM64 219H66V218H64ZM77 219H78V217H77ZM136 219V218H135ZM34 220H36V219H34ZM58 220V219H57ZM86 220V219H85ZM131 220V219H130ZM133 220V219H132ZM31 221V220H30ZM38 221H39V219H38ZM52 221V220H51ZM62 221V220H61ZM15 222V221H14ZM18 222H20V221H18ZM60 222V220H58V221H56V222H53V223H50V224H48V226H49V228L50 227H52V228H55L56 226H57V224ZM125 222V221H124ZM21 223V222H20ZM28 223H29V221H28ZM132 223V222H131ZM136 223V222H135ZM13 224V223H12ZM25 224V223H24ZM40 224V223H39ZM70 224H71V222H70ZM99 224V223H98ZM19 225V224H18ZM22 225V224H21ZM61 225V224H60ZM73 225V224H72ZM82 225V224H81ZM102 225V224H101ZM16 226V225H15ZM23 226V225H22ZM40 226V225H39ZM47 226V227H48ZM70 226V225H69ZM75 226V225H74ZM73 226V227H74ZM92 226H93V224H92ZM100 226V225H99ZM138 226V225H137ZM30 227H31V225H30ZM34 227H35V225H34ZM38 227V226H37ZM85 227V226H84ZM105 227V226H104ZM31 228H33V227H31ZM92 228V227H91ZM90 228V229H91ZM94 228H95V226H94ZM129 228V227H128ZM13 229V228H12ZM21 229V228H20ZM22 229H23V227H22ZM28 229V228H27ZM51 229V228H50ZM85 229V228H84ZM135 229V228H134ZM31 230V229H30ZM46 230H48L47 228H46ZM62 230V229H61ZM80 230V229H79ZM87 230V229H86ZM100 230V229H99ZM16 231V230H15ZM19 231V230H18ZM22 231V230H21ZM21 231H19V232H21ZM24 231V230H23ZM22 231V232H23ZM34 231H35V229H34ZM87 231H89V229L87 230ZM93 231V230H92ZM103 231V230H102ZM26 232V231H25ZM52 232H53V230H52ZM52 232H48V233H52ZM84 232V231H83ZM90 232V231H89ZM106 232V231H105ZM119 232V231H118ZM34 233V232H33ZM97 234H98V232H96ZM36 234V233H35ZM45 234V233H44ZM74 234V233H73ZM79 234V233H78ZM82 234V233H81ZM86 234V233H85ZM88 234H90V233H88ZM94 234V233H93ZM100 234V233H99ZM102 234V233H101ZM21 235V234H20ZM41 234H39V236H40ZM43 235V234H42ZM77 235V234H76ZM80 235V234H79ZM128 235V234H127ZM27 236V235H26ZM48 237H49V235H47ZM84 236V233H83V235H82V237ZM90 236V235H89ZM89 236H87L88 237V239H89ZM94 236H96V235H93V237ZM13 237V236H12ZM16 237V236H15ZM18 237V236H17ZM47 237V238H48ZM78 237V236H77ZM76 236H75V238H77ZM91 237H92V235H91ZM6 238H8V237H6ZM14 238V237H13ZM40 238H41V236L39 237V240H40ZM46 238V237H45ZM72 238L74 239V235L72 236ZM100 238H101V236H100ZM9 239V238H8ZM84 239H86V238H84ZM91 240H90V244H91V248L93 247V249H96L95 248V246H97L98 245V243L97 244H92L91 243V241L93 242V239L92 238H90ZM95 237H94V241H95ZM37 239L35 238V240H33L34 242H37L36 241ZM42 240V239H41ZM45 240V239H44ZM55 240V239H54ZM18 241V240H17ZM47 241V240H46ZM64 241V240H63ZM104 241V240H103ZM131 241V240H130ZM21 242V241H20ZM27 242H28V240H27ZM44 242V241H43ZM68 242V241H67ZM96 242V241H95ZM38 243V242H37ZM66 243V242H65ZM3 244V243H2ZM16 244V243H15ZM32 244H34V243H32ZM89 244V245H90ZM101 244V243H100ZM112 244V243H111ZM124 244H126V243H123V245ZM45 245H47V244H45ZM61 245H62V243H61ZM107 245V244H106ZM122 244H121V248H122V246H123ZM7 246V245H6ZM36 246V245H35ZM59 246H60V244H59ZM117 246V245H116ZM128 246V244H126L125 245V251H127L126 250V247ZM39 247V246H38ZM64 247H66L65 245H64ZM98 247V246H97ZM34 248V247H33ZM41 248H43V247H41ZM49 248V247H48ZM107 248V247H106ZM123 248V249H124ZM128 248V247H127ZM10 249V248H9ZM24 249V248H23ZM50 249V248H49ZM48 249V250H49ZM65 249V248H64ZM64 249H62V250H64ZM98 249V248H97ZM113 249H114V246H113ZM129 249V248H128ZM6 250H8V248L6 249ZM34 250V249H33ZM40 250V249H39ZM50 250H53V249H50ZM66 250V249H65ZM68 250H70V248L69 249H67V251ZM3 249L1 248V252L3 253ZM12 251V250H11ZM20 252H21V249L19 250ZM56 251V250H55ZM90 252H91V250H89ZM89 251H88V253H89ZM123 251V250H122ZM8 252H9V250H8ZM18 252V251H17ZM24 251L22 250V253H19V255L20 254H22V255H20V256H18V257H23V255H25L24 253H23ZM40 252V251H39ZM49 252L50 251H48L47 253H48V255H49ZM53 251H51L50 252V254H53L52 253ZM58 252V251H57ZM59 252H60V250H59ZM73 252V251H72ZM113 252H115V251H113ZM4 253H7V251L6 252H4ZM10 253V252H9ZM9 253H8V255H9ZM45 253V252H44ZM43 251H42V254H40V253H35V251H34V253H32L33 255H30L29 254V258H30V261H28V264H44L45 262H42L43 261ZM15 254V253H14ZM59 254V253H58ZM57 254V255H58ZM61 254V253H60ZM62 254H64V253H62ZM67 254H69V252L67 253L66 252V254L64 255V257L65 256H67L66 257V259H64V262H66V260H67V258H68V256L69 255H71V252H70V254L69 255H67ZM107 254H110V253H107ZM1 255V254H0ZM13 255V254H12ZM26 255H28L27 253H26ZM25 255V256H26ZM55 255V254H54ZM94 255V254H93ZM17 256V254H15V258L16 259H18V257H16ZM24 256V257H25ZM50 256H52V258H53V255H50ZM56 256V255H55ZM54 256V257H55ZM119 256H120V254H119ZM122 256V255H121ZM1 257V256H0ZM23 257V258H24ZM27 257V256H26ZM25 257V258H26ZM27 257V258H28ZM62 255H61V257H60V259L62 260ZM70 257V256H69ZM117 257V256H116ZM2 258H3V255H2ZM9 258V257H8ZM14 258V255H13V259H15ZM23 258H21L20 260H23ZM24 258V259H25ZM48 258V257H47ZM58 258V257H57ZM82 258V257H81ZM6 259V258H5ZM54 259V258H53ZM52 259V260H53ZM68 259H72V257L71 258H68ZM20 260L18 259V260H15V262L16 261H18L19 263H20ZM46 260H48V259H46ZM46 260H44V261H46ZM57 260H59V259H57ZM70 260H69V262H68V260H67V262L70 264L71 262H70ZM89 260V259H88ZM87 260V261H88ZM54 261H56L55 259H54ZM73 261H74V256H73ZM77 261H78V259H77ZM79 261H81V259L79 260ZM102 261V260H101ZM22 263H23V261H21ZM48 262H50V260L49 261H47V263L46 264H48ZM52 262V261H51ZM50 262V263H51ZM14 263V262H13ZM49 263V264H50ZM54 263V262H53ZM75 263V262H74ZM118 263H120V262H118ZM52 264V263H51ZM59 264H61V261H60V263ZM65 264V263H64ZM84 264H89V262L88 263H84ZM121 264H123L122 262H121Z\"/></svg>",
  "mask_w": 264,
  "mask_h": 264
}]
</instances>
